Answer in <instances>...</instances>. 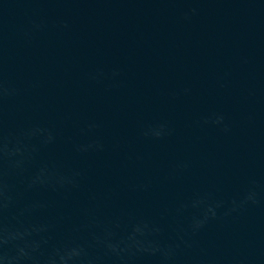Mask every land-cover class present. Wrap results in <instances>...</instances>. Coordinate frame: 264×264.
Listing matches in <instances>:
<instances>
[{
    "label": "water",
    "instance_id": "1",
    "mask_svg": "<svg viewBox=\"0 0 264 264\" xmlns=\"http://www.w3.org/2000/svg\"><path fill=\"white\" fill-rule=\"evenodd\" d=\"M0 264H264V0H0Z\"/></svg>",
    "mask_w": 264,
    "mask_h": 264
}]
</instances>
